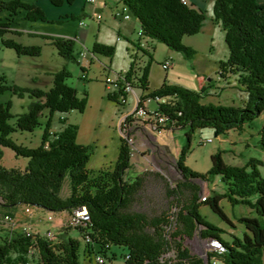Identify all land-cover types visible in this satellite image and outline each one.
<instances>
[{
	"label": "trees",
	"instance_id": "1",
	"mask_svg": "<svg viewBox=\"0 0 264 264\" xmlns=\"http://www.w3.org/2000/svg\"><path fill=\"white\" fill-rule=\"evenodd\" d=\"M49 1L60 7L65 3L72 5L76 0ZM119 3L127 6L136 17L142 34L133 42L137 54L133 55L130 69L115 83L118 92L109 94V99L124 104L129 88H138L143 92L138 97L139 106H145L149 99L156 97L166 99L165 103L156 104L170 117L172 129H188V141L176 162L182 180L174 188L167 187V197L171 198L168 209L173 208V211L165 209L149 215L134 209L138 199L143 198L147 178L161 175L145 171L133 179L127 178L132 154L123 136L113 170L93 174L88 169L92 148L78 144L79 126L67 117L73 110L85 111L87 94L80 96L77 89L68 84L71 74L66 67L53 74L49 89L8 84L6 76L0 75V94L9 89L19 97L29 94L33 99L28 110L17 115L11 111V102L0 101L1 205L9 211L25 205L51 212L67 211L68 215L86 206L89 213L84 225L73 227L66 223V228L53 239L28 236L21 230L5 235L0 231V264H26L30 247L38 249L34 264H81L80 240L72 235L71 228L76 229L84 241L86 235L91 236V242L85 241V255L101 254L115 259V253L109 255L111 247H123L127 250L124 264H212L214 258L225 264H264V221L261 220L264 217V177L259 170L264 161L250 158L244 166H232L225 161L224 151L218 150L211 155L212 168L206 174L185 165L196 131L211 127L218 136L231 130L241 132L246 124L264 112V2L214 0V16L225 30L229 48V58L220 62L217 74L223 80L231 75L238 76L239 84L248 95L239 107L203 103L202 75L197 78L199 91L168 82L150 90L149 74L155 50L150 42L164 43L192 60L197 51L183 40L201 31L205 20L203 9L181 0H119ZM0 8L10 11L8 21H0V37L11 30V22L21 9L27 11L29 20L46 19L40 7L22 0H0ZM49 38L60 56L77 60L75 38ZM3 43L16 49L19 55L39 56L41 53L40 46L22 45L10 39H3ZM138 52L146 58L145 62L138 58ZM93 53L111 57L114 48L95 44ZM56 114L59 127L54 131ZM42 118L46 121L39 146H24L12 138L17 131L33 132L43 124ZM124 129L122 123L120 131ZM259 135V147L264 152V126ZM4 148H10L17 157L27 158L25 168L6 167L2 163ZM212 176L220 177L225 185L224 192H214L203 201L202 186L194 180L208 182ZM66 178L70 180V194L63 197ZM223 199L234 205H247L258 215L240 217L246 230L242 237L233 235L231 241L225 240L221 235L223 230L206 221L200 213V207L206 204L233 224L221 206ZM5 215L1 221H5ZM197 233L202 239H218L224 251L210 250L207 258L192 253L184 241ZM172 251L174 255L168 256Z\"/></svg>",
	"mask_w": 264,
	"mask_h": 264
},
{
	"label": "rangeland",
	"instance_id": "2",
	"mask_svg": "<svg viewBox=\"0 0 264 264\" xmlns=\"http://www.w3.org/2000/svg\"><path fill=\"white\" fill-rule=\"evenodd\" d=\"M28 4L40 7L45 13V20H29L26 18L27 11L21 9L11 22V30L0 37V75L6 76L8 84H17L21 87L49 89L52 86L53 74L66 67L71 74L67 80L68 84L75 87L80 96L87 94V107L84 112L73 110L67 114L68 120L79 126L77 142L84 146H90L92 152L88 162V169L96 174L101 170H113L117 162L121 137L120 131L122 117L126 112L136 107L137 99L143 92L136 88L128 91L126 102L117 103L109 99V94L118 92L115 83L122 79L123 75L130 69L133 55L137 49L133 42L140 39V26L135 16L123 20L115 18L117 9H122L119 0H105L109 6H105L104 0H97L91 4L86 0H76L72 5L65 3L57 7L49 0H22ZM264 2V0H260ZM214 0H208L206 5L205 20L201 31L192 36H185L183 42L191 44L197 51L195 58L188 60L181 52L171 50L166 44L151 41L154 50V61L150 68L151 78L154 82L165 76V70L161 63L167 58H174L176 64L169 70V79L178 81L194 88L198 80L196 75L214 62L225 61L229 58V48L226 43V33L221 23L214 16ZM118 6V7H117ZM102 15L98 20L97 16ZM10 17V11L0 8V21L6 22ZM85 25L81 26L80 22ZM75 38L74 54L77 60H67L58 54L56 47L51 43L49 37ZM3 39H10L22 45H34L41 47L39 56L19 55L16 49L7 47ZM95 44L106 45L114 48L113 56L94 54ZM83 53V55L81 54ZM138 58L142 62L146 58ZM82 67L85 71H82ZM149 74V76H150ZM208 77V76H207ZM206 77V78H207ZM238 79V78H237ZM236 76L230 80L232 85L220 91L218 96L211 98V102L222 106H243L244 100L248 98L247 92L239 84ZM226 86V85H225ZM224 87V85H223ZM222 87V88H223ZM33 99L26 94L19 97L11 90L0 94V101L12 103V113L17 115L28 110ZM121 101V97H119ZM205 103L209 101L203 100ZM122 102V101H121ZM146 106L154 109L157 107L153 99H149ZM58 115L54 116V131L58 129ZM15 118L12 119V122ZM45 118L42 125L33 132L17 131L12 138L18 143L28 147H37L42 142L45 128ZM264 126V112L254 121L245 125L243 131L231 130L226 134L218 136L215 130L207 127L194 133L191 141V150L185 158V165L196 172L208 173L212 168L211 155L218 150H223L225 161L232 166H244L250 158L264 161V152L259 147V131ZM187 128L174 130L173 143L174 152L171 148L164 152H149L148 160L137 161L135 154L132 156L131 167L127 172V178L133 179L145 171L159 172L161 176L150 175L147 178L143 198L138 199L134 209L146 212L149 215L169 210L167 187L174 188L182 180L181 172L177 167V158L181 155L184 145L187 143ZM212 138L211 142L206 140ZM136 143V138H135ZM136 146V145H135ZM151 154H155L151 157ZM28 159L17 157L10 148H4L2 163L8 167L24 169ZM264 177V165L259 166ZM202 186V194L224 192L225 185L219 176H212L210 181L203 182L194 180ZM70 194V180L66 178L62 188V196ZM0 199V231L2 234L9 231L21 230L24 224L31 225L41 232L51 230L55 234L66 228L69 218L68 212H51L38 207L21 206L16 211H9L1 205ZM221 206L227 213L233 224L228 223L215 213L209 205L200 207L202 217L209 223L219 227L223 231L222 237L231 241L233 235L242 237L246 230L244 224L239 221L242 216H258L255 210L244 204H232L227 199L221 201ZM169 211H173V208ZM5 214H10L12 222L1 221ZM53 219L50 220L49 216ZM264 221V217H261ZM72 235L80 240V262L81 264H98L95 254L87 256L84 254L86 246L80 233L71 228ZM210 239H202L199 233L192 239H185L184 244L194 254L207 258L211 250ZM116 254L115 259L106 258L105 264H124V255L127 250L123 247L112 246L109 255ZM174 255L170 252L168 256Z\"/></svg>",
	"mask_w": 264,
	"mask_h": 264
},
{
	"label": "built area",
	"instance_id": "3",
	"mask_svg": "<svg viewBox=\"0 0 264 264\" xmlns=\"http://www.w3.org/2000/svg\"><path fill=\"white\" fill-rule=\"evenodd\" d=\"M183 3L188 4L191 2V0H181ZM88 3L94 4L97 2V0H87ZM114 16L116 18L121 17L122 19H130L132 17L131 12L129 11L127 6H122V9H117L115 11ZM98 20L102 19V15L97 16ZM81 26H84L85 23L84 21L80 22ZM139 34H142V30L139 31ZM83 55V53H81ZM162 68L164 70H170L173 68L175 65L174 59L172 57L167 58L165 61L161 63ZM134 90L132 88H129L128 91ZM155 102H161L165 103L166 99L156 97ZM138 121H141L142 123H146L151 131L157 133V134H162L166 130H173L172 129V123L170 120V117L165 114L164 112H161L158 107L151 109L149 107L145 106H139L138 105V99H137V104L136 107L127 115H125L122 118L121 125L123 123L125 129L122 133L123 137L128 141L130 147H131V154L132 156L135 154V151L137 150L136 148V143H135V136L132 133L133 132V127L135 123ZM207 142H211L212 138H209L206 140ZM206 194L202 196V200L205 201L207 199ZM26 212H30L31 208L26 207L25 209ZM49 219L52 220L53 216L50 215ZM89 219V213L88 209L86 206L77 208L73 211L71 215H69V218L67 219L66 223L69 226H82L85 224V221ZM4 220L6 222H12L13 218L11 217L10 214H6L4 217ZM21 231L24 232L28 236H33V237H48L49 239L55 238L56 234L52 232L51 230H48L47 232H41L38 229H34L31 225L29 224H24L21 228ZM86 242H91V236L86 235L85 237ZM210 242L208 243L209 246L211 247V250L218 251L219 253L224 251V247L222 243L218 239H210ZM38 257V249L36 247H30L28 250V258L29 260L27 261L26 264H34V260ZM98 264H105L106 263V257L103 255L99 254L96 256ZM220 261L214 258L212 260V264H219Z\"/></svg>",
	"mask_w": 264,
	"mask_h": 264
},
{
	"label": "crops",
	"instance_id": "4",
	"mask_svg": "<svg viewBox=\"0 0 264 264\" xmlns=\"http://www.w3.org/2000/svg\"><path fill=\"white\" fill-rule=\"evenodd\" d=\"M104 2H105V6H109V4L105 0H104ZM191 2L194 3L195 6H197L198 8H201L203 10L205 9L206 5L208 4V0H191ZM123 20H129V19H123ZM187 45L192 47L191 44H187ZM194 58H195V56H194ZM174 62H175V60H174ZM175 64H176V62H175ZM219 65H220V62L215 61L211 67H207L206 70H202V71L198 72V74L196 75L197 76L196 78H198V75H202L204 77V80L202 82V86L205 88L204 93H203L204 98L202 99L203 103H205L203 100L209 101L208 103H212L211 98L218 96L222 89H224L227 86H234V85H232L231 80H230L233 76H236V79L238 78L237 75H231L225 80L221 79L217 74V72L219 70ZM174 67H175V65H174ZM165 72H166L165 76L162 79L157 80L156 82L153 81V79L151 78V74H150V76H149L150 90H154V89L161 87L164 82H168L171 84H178V85H181V86L193 89V90H197V91L200 90V83L198 82V80H196L197 83L194 86V88H192L191 86H188V85L185 86V84L181 83L180 82L181 79H179V78H178L179 82H176L174 80L169 79V73H168L169 70H167V71L165 70ZM223 85H224V87H223ZM246 100H244V101H246ZM131 111L126 112V114H124L123 117L125 115L129 114ZM132 133L134 134V136L136 138L137 155H135V156H136V160L139 162L143 161V160H148V155H150L148 153V151L151 153L154 151H158V153H162L165 151V149L171 148V150L174 152V148L172 146L174 130H166L162 134H157V133L151 131V129L149 128V126L146 123H142L141 121H138L137 123H135ZM154 156H155V154H151V157H154ZM219 264H225V263L220 261Z\"/></svg>",
	"mask_w": 264,
	"mask_h": 264
}]
</instances>
